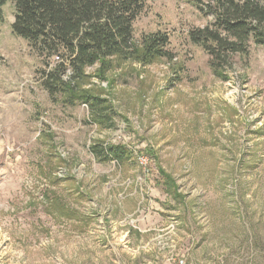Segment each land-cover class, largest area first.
<instances>
[{"label":"rangeland","instance_id":"obj_1","mask_svg":"<svg viewBox=\"0 0 264 264\" xmlns=\"http://www.w3.org/2000/svg\"><path fill=\"white\" fill-rule=\"evenodd\" d=\"M206 1L145 0L134 37L166 32L172 58L86 68L111 126L44 90L56 57L12 34L11 0L1 7L0 264H264V45L217 76L187 36L212 19ZM102 142L130 159L99 161Z\"/></svg>","mask_w":264,"mask_h":264},{"label":"trees","instance_id":"obj_2","mask_svg":"<svg viewBox=\"0 0 264 264\" xmlns=\"http://www.w3.org/2000/svg\"><path fill=\"white\" fill-rule=\"evenodd\" d=\"M8 0H0L1 7ZM14 12L10 24L15 36L27 41L41 58L56 57L54 66L43 71L41 85L51 96L64 92L71 103L86 104L96 124L112 125L110 102L81 87L86 68L99 64L98 72L111 67L112 59L137 60L142 64L172 58L169 36L164 31L134 37L133 23L145 0H11ZM212 19L188 30L191 43L208 56L213 72L223 74L233 55L248 54L251 44L264 45V0H207L196 5ZM67 74L69 81L63 79ZM91 152L99 161L127 162L131 151L124 144L93 143ZM147 152V151H146ZM148 153V152H147ZM163 191L183 201L174 178L159 168Z\"/></svg>","mask_w":264,"mask_h":264}]
</instances>
